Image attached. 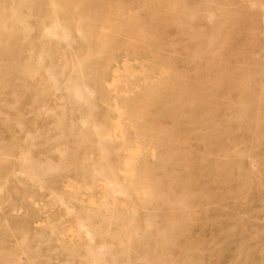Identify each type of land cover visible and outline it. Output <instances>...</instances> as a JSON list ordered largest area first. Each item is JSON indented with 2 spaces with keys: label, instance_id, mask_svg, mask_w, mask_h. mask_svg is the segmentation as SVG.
<instances>
[{
  "label": "bare ground",
  "instance_id": "obj_1",
  "mask_svg": "<svg viewBox=\"0 0 264 264\" xmlns=\"http://www.w3.org/2000/svg\"><path fill=\"white\" fill-rule=\"evenodd\" d=\"M89 1L0 0V122L11 133L9 142L0 141V197L23 209L17 229L8 221L0 227L4 264L33 263V235L24 223L33 220V205L44 208L38 202L45 191L64 204L63 195L49 186V178L62 171L75 169L81 184L96 182L105 190L108 185L112 194L147 193L143 184L156 179L153 167L165 170L172 153L159 151L158 156L166 132L158 128L151 109L163 100L171 102V107L164 105L170 113L177 108L173 115L178 114L176 124L184 133L177 151L181 163L188 162L186 148L193 142L200 141L206 150H228L250 126L244 120L254 103L255 121L264 125V59L257 55L264 57V31L257 29L259 22L264 25V0H94L97 13L82 7ZM202 23L209 25L207 30ZM240 30L250 43L259 37L263 43L260 51L241 52L244 65L236 76L227 67L225 48ZM169 34L177 37V47L167 68L162 44ZM219 85L237 92L226 96L221 115L208 94ZM237 95H242L239 107L231 109ZM51 96L60 102L54 108L45 104ZM26 105L32 111L35 107L36 120H54L55 139L73 135L78 146H57V163L41 161L35 150L44 144L34 142L27 130ZM101 116L111 117L110 122ZM219 119H227L226 126L215 125ZM171 143L165 142L172 148ZM236 147L233 160L240 158ZM219 157L218 165L225 167V156ZM81 191L77 187L70 196ZM47 225L58 228L56 221ZM12 239L14 250L3 246Z\"/></svg>",
  "mask_w": 264,
  "mask_h": 264
},
{
  "label": "rangeland",
  "instance_id": "obj_2",
  "mask_svg": "<svg viewBox=\"0 0 264 264\" xmlns=\"http://www.w3.org/2000/svg\"><path fill=\"white\" fill-rule=\"evenodd\" d=\"M94 3L92 0L82 7L97 13L96 8H92ZM201 26L206 30L209 27L204 23ZM257 29L259 34L263 33L262 22L257 24ZM230 38L225 48L227 67L232 75L237 76L244 65L241 52L260 51L263 40L259 37L257 42L250 43L242 30L239 34H231ZM175 46L177 37L166 35L162 47L167 68L175 57ZM257 55L264 59L261 53ZM110 77V73L106 74L107 79ZM216 77L215 73L211 74L209 80ZM191 78H195L194 73H191ZM236 93L227 90L225 85L208 92L218 106L219 115L227 108L226 96L233 98ZM239 96L234 102L235 107L231 104V109L239 107L242 95ZM205 100L202 97V102ZM59 103L57 96H51L45 102L50 108ZM170 104L168 99L163 100L158 107L151 109V113L158 116V128L166 132L161 139L163 147L157 150L163 153L171 150L167 156L172 163L167 161V157L165 170L153 167L156 179L143 184L146 194L132 195L135 192L132 189L127 194H112L108 185H104L105 190L100 183L81 184L83 180L78 178L80 174L75 169L62 171L54 179L49 178L50 188L63 195L64 204L54 202L50 199L51 192L45 191L38 202L44 208L33 205V220L24 223L26 232L33 235L32 264H264V125L262 121H255L256 103L244 120L250 126L240 137L234 138L236 143L228 144V150H206L200 141L193 142L188 151L186 148L188 162L184 163L177 158L179 141L184 133L176 124L178 114L173 115L177 108H171L174 112L170 113L164 107H171ZM261 106L264 111V102ZM31 108L26 105L22 110L27 130L33 134L34 142L44 144L35 152L41 153L38 156L41 161L49 159L57 163L56 147L66 144L74 150L79 141L73 135L55 139L58 133L52 130L54 120H36L35 107L33 111ZM103 112L99 109L100 115ZM102 119L110 122L111 117L101 116ZM227 122V119H219L215 125L224 127ZM11 125L15 126V123ZM35 125L40 131H35ZM170 129H173L171 134ZM11 130L16 134V128ZM44 131L50 133L46 135ZM24 137L20 134L19 138ZM90 139L91 143L95 141L94 137ZM167 139H171L172 148L165 144ZM1 140H11V133L2 122ZM236 144L240 158L233 160ZM219 156H225V167L218 165ZM77 187L82 191L70 196L71 190ZM84 187H88V191H84ZM22 213L19 204L0 197V227H6L5 221H8L17 229ZM47 218L56 221L58 228L47 225L50 221L44 228L42 225L45 223L38 227ZM15 235L18 237L19 234ZM3 246L14 250L15 240H9ZM4 256L5 253L0 252V264L5 263Z\"/></svg>",
  "mask_w": 264,
  "mask_h": 264
}]
</instances>
